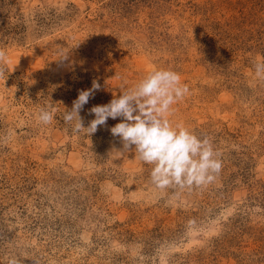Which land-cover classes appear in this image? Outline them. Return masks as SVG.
I'll list each match as a JSON object with an SVG mask.
<instances>
[{
  "label": "rangeland",
  "instance_id": "rangeland-1",
  "mask_svg": "<svg viewBox=\"0 0 264 264\" xmlns=\"http://www.w3.org/2000/svg\"><path fill=\"white\" fill-rule=\"evenodd\" d=\"M0 50V264H264V0H0ZM154 69L189 87L170 121L221 153L205 187L156 189L122 118L63 119Z\"/></svg>",
  "mask_w": 264,
  "mask_h": 264
},
{
  "label": "clouds",
  "instance_id": "clouds-1",
  "mask_svg": "<svg viewBox=\"0 0 264 264\" xmlns=\"http://www.w3.org/2000/svg\"><path fill=\"white\" fill-rule=\"evenodd\" d=\"M6 61V52L0 50V79L4 78L3 65ZM255 75L264 80V58L255 64ZM99 87L93 82L92 89L79 93L71 110H64L63 119L66 123L75 122V132L83 131L91 135L98 126L105 125L108 118H122L110 132L120 138L124 150L135 146L137 159L152 165L150 180L156 189L192 190L215 181L222 169L221 153L209 138L197 136L184 125H174L168 118L175 111L173 105L190 94L188 85L181 83L178 72L154 69L133 87L126 89L119 98L91 108L95 119L84 127L79 113L88 103L93 90ZM51 105L50 102L38 111V120L44 125L54 120ZM116 152L122 155L120 151ZM9 264L19 262L12 260Z\"/></svg>",
  "mask_w": 264,
  "mask_h": 264
}]
</instances>
